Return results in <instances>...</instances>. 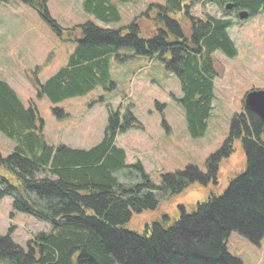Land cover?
<instances>
[{
	"label": "trees",
	"instance_id": "1",
	"mask_svg": "<svg viewBox=\"0 0 264 264\" xmlns=\"http://www.w3.org/2000/svg\"><path fill=\"white\" fill-rule=\"evenodd\" d=\"M12 1L33 9L58 36L67 34L66 40L77 44L53 76L43 84L34 79L38 97L56 104L97 86L111 90L109 58L127 49L133 56L158 59L177 78L181 92L177 102L193 139L203 136L212 112L213 54L227 58L237 54L228 36L233 25L228 12L236 18L238 11H247L250 17L264 12V0H205L219 7L222 17L200 19L190 15L195 0L188 6L187 0H165L149 6L147 14L135 17L125 28L103 29L88 22L63 30L51 19L48 0H0V5ZM128 2L83 0L82 9L109 24L120 21L116 4ZM228 3L229 11L224 9ZM119 110L108 107L103 136L93 147L50 146L35 105H24L0 80V132L14 145L9 155H0V169L5 172L0 175V201L10 197L13 213L32 215L50 227L27 241L26 249L12 243L9 232L0 236V260L7 264H242L227 252L229 235L237 233L255 245L264 239V135L258 117L243 108L232 116L225 142L206 161V173L187 166L161 175L155 185L139 161L126 163L125 151L116 145L118 135L138 124L129 110ZM53 112L62 114L58 109ZM236 140L244 151L245 169L221 195L210 194L192 211H181L169 226L153 223L149 235L126 229L133 215L155 210L160 197L180 194L194 182L214 181L218 163L232 153ZM119 176L128 182H121Z\"/></svg>",
	"mask_w": 264,
	"mask_h": 264
},
{
	"label": "rangeland",
	"instance_id": "2",
	"mask_svg": "<svg viewBox=\"0 0 264 264\" xmlns=\"http://www.w3.org/2000/svg\"><path fill=\"white\" fill-rule=\"evenodd\" d=\"M190 1L185 4L190 5ZM82 2L48 0L47 10L63 30L88 22L103 29H120L135 17L147 14L149 6L162 5L165 0H129L116 4L120 21L109 24L85 13ZM229 12L233 25L228 36L237 54L227 58L215 52L212 56L216 71L212 112L205 133L195 139L187 133L177 102L181 97L177 78L166 71L158 59L133 56L127 49L109 58V74L114 85L111 90L97 86L86 95L56 104L44 96L38 97L34 79L43 84L53 76L66 65L77 44L67 41V34L58 36L36 11L19 1L0 5V80L12 87L24 105L28 102L35 105L43 122L45 142L50 146L86 150L93 147L103 136L108 107L113 111L119 108L121 113L129 110L138 124L118 135L116 145L125 151L126 163L139 161L155 185H159L161 175L184 170L187 166L206 173V161L225 142L232 116L242 111L245 94L264 89V12L242 21ZM190 15L204 19L206 15L222 17V12L211 2L195 0ZM143 21L139 25L146 26ZM124 56L128 58L119 61ZM55 109L62 114L56 115ZM13 146L0 132V155H9ZM244 169V151L240 140H236L232 153L218 163L214 181L206 185L194 182L180 194L167 199L160 197L155 210L133 215L126 229L138 235L145 232L149 235L153 223L169 226L179 218L181 211H192L210 194L221 195ZM3 174L0 169V175ZM119 179L128 182L121 176ZM11 205L10 197L0 201V236L9 232L11 242L26 249V242L39 232H48L49 224L32 215L13 213ZM226 249L242 264H264V239L255 245L233 232L227 239ZM0 264L7 263L0 260Z\"/></svg>",
	"mask_w": 264,
	"mask_h": 264
},
{
	"label": "water",
	"instance_id": "3",
	"mask_svg": "<svg viewBox=\"0 0 264 264\" xmlns=\"http://www.w3.org/2000/svg\"><path fill=\"white\" fill-rule=\"evenodd\" d=\"M225 10H231L232 4H227ZM249 17L247 11H239L237 18L239 21L245 20ZM243 109L255 114L261 122L262 133L264 135V89L252 90L245 94L243 98Z\"/></svg>",
	"mask_w": 264,
	"mask_h": 264
},
{
	"label": "crops",
	"instance_id": "4",
	"mask_svg": "<svg viewBox=\"0 0 264 264\" xmlns=\"http://www.w3.org/2000/svg\"><path fill=\"white\" fill-rule=\"evenodd\" d=\"M10 86V85H9ZM12 88V87H11Z\"/></svg>",
	"mask_w": 264,
	"mask_h": 264
},
{
	"label": "flooded vegetation",
	"instance_id": "5",
	"mask_svg": "<svg viewBox=\"0 0 264 264\" xmlns=\"http://www.w3.org/2000/svg\"><path fill=\"white\" fill-rule=\"evenodd\" d=\"M237 13V12H236Z\"/></svg>",
	"mask_w": 264,
	"mask_h": 264
}]
</instances>
